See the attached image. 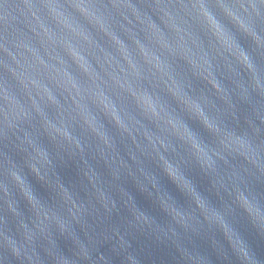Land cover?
<instances>
[{
    "label": "water",
    "instance_id": "water-1",
    "mask_svg": "<svg viewBox=\"0 0 264 264\" xmlns=\"http://www.w3.org/2000/svg\"><path fill=\"white\" fill-rule=\"evenodd\" d=\"M0 264H264V0H0Z\"/></svg>",
    "mask_w": 264,
    "mask_h": 264
},
{
    "label": "clouds",
    "instance_id": "clouds-1",
    "mask_svg": "<svg viewBox=\"0 0 264 264\" xmlns=\"http://www.w3.org/2000/svg\"><path fill=\"white\" fill-rule=\"evenodd\" d=\"M22 192H23V191H22ZM32 197H33V195H32ZM242 197H243V196L240 197V199H241V203H242ZM33 198H34V197H33ZM27 199H28V198H27ZM243 199H246V198L243 197ZM28 200H29L30 203H32V201H31L30 199H28ZM242 204H243V203H242ZM244 207H245V206H244ZM245 208H246V210L248 211V208H247V207H245ZM248 212H249V211H248ZM249 213H250V212H249ZM250 214H251V213H250Z\"/></svg>",
    "mask_w": 264,
    "mask_h": 264
}]
</instances>
